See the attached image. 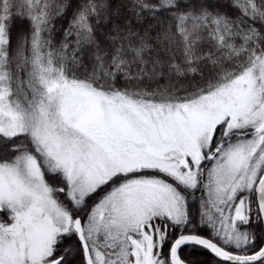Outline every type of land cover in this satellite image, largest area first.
<instances>
[{
  "label": "snow or ice",
  "instance_id": "obj_1",
  "mask_svg": "<svg viewBox=\"0 0 264 264\" xmlns=\"http://www.w3.org/2000/svg\"><path fill=\"white\" fill-rule=\"evenodd\" d=\"M0 264H264V0H0Z\"/></svg>",
  "mask_w": 264,
  "mask_h": 264
},
{
  "label": "trees",
  "instance_id": "obj_2",
  "mask_svg": "<svg viewBox=\"0 0 264 264\" xmlns=\"http://www.w3.org/2000/svg\"><path fill=\"white\" fill-rule=\"evenodd\" d=\"M59 26V25H58ZM24 30H26V26H23V27H20V26H18V28H17V31H24ZM261 230L260 229H257V232L259 233ZM193 259H205L206 258V256L205 255H198V256H194V257H192Z\"/></svg>",
  "mask_w": 264,
  "mask_h": 264
}]
</instances>
